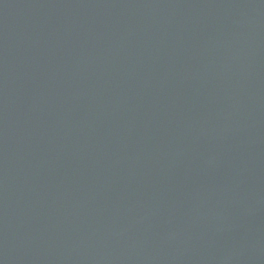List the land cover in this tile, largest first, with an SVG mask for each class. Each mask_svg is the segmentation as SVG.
Segmentation results:
<instances>
[{"label":"water","instance_id":"95a60500","mask_svg":"<svg viewBox=\"0 0 264 264\" xmlns=\"http://www.w3.org/2000/svg\"><path fill=\"white\" fill-rule=\"evenodd\" d=\"M0 264H264V0H0Z\"/></svg>","mask_w":264,"mask_h":264}]
</instances>
